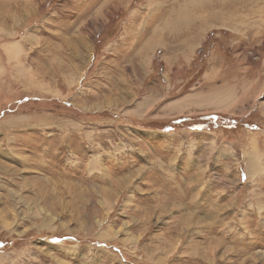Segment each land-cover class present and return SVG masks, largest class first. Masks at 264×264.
<instances>
[{
	"label": "rangeland",
	"instance_id": "obj_1",
	"mask_svg": "<svg viewBox=\"0 0 264 264\" xmlns=\"http://www.w3.org/2000/svg\"><path fill=\"white\" fill-rule=\"evenodd\" d=\"M0 264H264V0H0Z\"/></svg>",
	"mask_w": 264,
	"mask_h": 264
},
{
	"label": "bare ground",
	"instance_id": "obj_2",
	"mask_svg": "<svg viewBox=\"0 0 264 264\" xmlns=\"http://www.w3.org/2000/svg\"><path fill=\"white\" fill-rule=\"evenodd\" d=\"M6 51L8 52V51H15V49H14V46L13 45H7V47H6ZM218 103V102H217ZM219 103H222V101L221 102H219ZM218 103V104H219ZM223 108V107H222ZM251 158V161H250V163L249 164H247L248 165V167H249V171H248V173L249 172H252V170H254L257 166V161L255 160V158L252 156V157H250ZM255 173V172H254ZM250 174V173H249Z\"/></svg>",
	"mask_w": 264,
	"mask_h": 264
}]
</instances>
